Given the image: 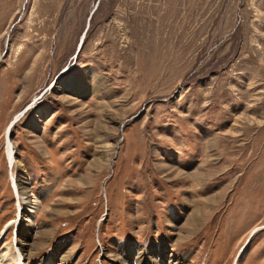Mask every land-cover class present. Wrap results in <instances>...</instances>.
I'll return each mask as SVG.
<instances>
[{"label": "rangeland", "instance_id": "obj_1", "mask_svg": "<svg viewBox=\"0 0 264 264\" xmlns=\"http://www.w3.org/2000/svg\"><path fill=\"white\" fill-rule=\"evenodd\" d=\"M6 254L264 264V0H0Z\"/></svg>", "mask_w": 264, "mask_h": 264}, {"label": "bare ground", "instance_id": "obj_2", "mask_svg": "<svg viewBox=\"0 0 264 264\" xmlns=\"http://www.w3.org/2000/svg\"><path fill=\"white\" fill-rule=\"evenodd\" d=\"M11 147H12L11 144L8 143V146H7L8 155L12 158L13 151H12ZM25 184L26 183H24L23 180L18 178V182H17L18 197L22 198L23 200H28L26 202V204H31V202H32L31 201V196H30L29 191L26 189ZM19 250L21 251V252H19V253H21L20 256L25 258V259H28L29 255L27 253H25L24 247H21V249L19 248ZM20 256L11 255V256H9V258H10V260L14 261L15 264H22L21 259H19ZM6 257H7V254H6L5 257L4 256L0 257V260H5ZM53 260H54L53 258L51 259V257H49L48 259H46L45 263L46 264H52ZM173 264H180V263H173Z\"/></svg>", "mask_w": 264, "mask_h": 264}]
</instances>
